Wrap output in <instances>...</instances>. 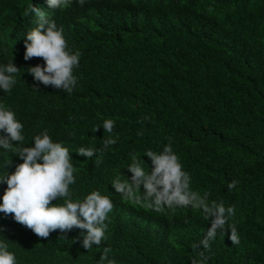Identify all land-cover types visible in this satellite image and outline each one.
<instances>
[{
  "label": "trees",
  "instance_id": "trees-1",
  "mask_svg": "<svg viewBox=\"0 0 264 264\" xmlns=\"http://www.w3.org/2000/svg\"><path fill=\"white\" fill-rule=\"evenodd\" d=\"M31 5L81 53L71 94L32 87L28 68L44 61L23 58L27 33L37 27ZM10 62L19 72L10 93L0 89V104L23 124L24 140L13 147L34 146L47 130L71 150L72 200L99 191L114 205L106 239L89 251L78 242L80 229L43 239L0 212V239L17 263L97 264L110 247L116 264H192L193 245L211 226L202 210L157 212L122 200L111 185L131 178L132 154L150 171L146 152L171 143L190 189L235 209L228 224H235L239 243L231 242L226 224L210 241L206 264H264V0H85L83 6L69 0L55 9L46 0H0V66ZM108 119L111 134L102 127ZM108 136L117 142L105 148ZM81 147L97 151L87 158L77 154ZM20 163L0 147V176ZM6 188L0 183V203Z\"/></svg>",
  "mask_w": 264,
  "mask_h": 264
},
{
  "label": "clouds",
  "instance_id": "clouds-1",
  "mask_svg": "<svg viewBox=\"0 0 264 264\" xmlns=\"http://www.w3.org/2000/svg\"><path fill=\"white\" fill-rule=\"evenodd\" d=\"M46 2L50 8L55 9L67 6L69 0ZM78 3L83 6L85 0H78ZM30 12L35 14L37 27L27 33L23 58L25 61L32 58H42L44 61L43 65L28 68L27 72L35 82L32 87L38 89L39 84L51 85L71 94L77 84L73 70L79 66L81 53L72 52L68 48L63 29H58L41 8L31 5ZM18 72L19 68L11 62L0 66V89L10 93L16 84ZM102 127L106 133L111 134L114 121L105 120ZM99 128L96 127L94 131ZM22 130L23 124L16 119L15 112L0 104V133H3L0 135V147L14 152L23 160L13 173L0 176V183L7 185L0 203V212L5 216L11 215L16 223L43 239H47L56 230L67 233L75 228L82 230L83 239L78 242L87 251L94 245H101L102 240L106 239L105 221L114 207L111 199L99 191H92L83 201L74 202L69 185L76 182L73 174L75 169L70 162L71 150L68 145L56 140L45 130L34 137V146L14 148L15 142L24 140ZM116 142L111 136L103 141L105 148ZM96 151L81 147L77 154L91 158ZM99 151L103 152L104 149ZM145 155L151 161L150 171H146L137 156L132 154V163L127 167L132 173L131 178L122 181L117 177L111 181L122 200L143 202L145 207L157 212L165 206L170 209L191 206L195 210H202L203 219L209 221L211 226L199 244L193 245L195 255L191 258L192 264H206L209 257L205 252L210 250V241L215 239L218 232L224 233L230 229L229 239L233 244L239 243L235 224H228L229 218L235 214L234 207H225L223 202L214 200L210 202L208 193L201 195L190 189V175L183 171L171 143L165 145L160 153L148 150ZM101 162L98 158L96 166ZM237 183L235 180L228 183V190H233ZM60 198H63V204H52V201ZM201 246L203 250H200ZM110 252L111 248L105 247L97 264H116L114 259H109ZM0 264H19L14 249L1 239Z\"/></svg>",
  "mask_w": 264,
  "mask_h": 264
}]
</instances>
